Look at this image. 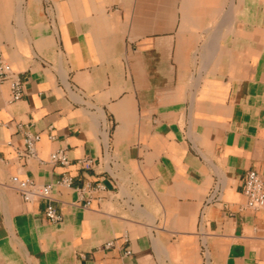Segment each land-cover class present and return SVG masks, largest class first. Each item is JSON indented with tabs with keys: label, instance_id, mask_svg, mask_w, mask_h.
Wrapping results in <instances>:
<instances>
[{
	"label": "crops",
	"instance_id": "obj_1",
	"mask_svg": "<svg viewBox=\"0 0 264 264\" xmlns=\"http://www.w3.org/2000/svg\"><path fill=\"white\" fill-rule=\"evenodd\" d=\"M0 51L24 82L0 85V264H264V206L240 209L264 180V0H0ZM14 175L53 183L62 219Z\"/></svg>",
	"mask_w": 264,
	"mask_h": 264
},
{
	"label": "built area",
	"instance_id": "obj_2",
	"mask_svg": "<svg viewBox=\"0 0 264 264\" xmlns=\"http://www.w3.org/2000/svg\"><path fill=\"white\" fill-rule=\"evenodd\" d=\"M55 10L53 3L48 5V11L51 14ZM9 82L10 86V100L16 101L21 99L24 95V82L20 75L13 69L8 59L0 51V85L4 82ZM40 139V133H27L25 147L18 150L17 154L21 158L35 157L36 144ZM48 161L52 164H59L67 166L70 164V158L67 155L66 148L55 149L49 154ZM83 167L90 168L92 159L84 157L78 160ZM11 186L16 189L24 201L46 200L44 208V215L52 222H57L62 219L61 213L53 204L52 190L53 183H38L30 178H20L12 176L10 178ZM57 184L69 186L72 182V177L69 173H62L57 179ZM94 191H103L106 189L105 185L98 183L93 188ZM243 201L240 204L241 210L257 211L264 206V180L261 174L255 169H248L243 176L242 186ZM223 183L219 179H215L208 194L206 195L203 205L200 210V223L205 216V209L212 204L222 201ZM91 198V196H90ZM90 200V199H89ZM87 200L86 204L89 203ZM200 238L201 253L205 260H208V249L203 234ZM112 245L111 242L106 243V246ZM125 254L130 255L131 250L126 249Z\"/></svg>",
	"mask_w": 264,
	"mask_h": 264
}]
</instances>
